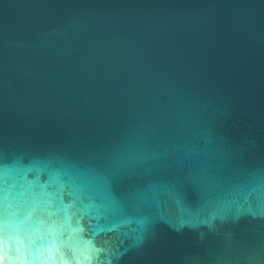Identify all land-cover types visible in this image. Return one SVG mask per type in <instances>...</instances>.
<instances>
[{
  "label": "water",
  "instance_id": "95a60500",
  "mask_svg": "<svg viewBox=\"0 0 264 264\" xmlns=\"http://www.w3.org/2000/svg\"><path fill=\"white\" fill-rule=\"evenodd\" d=\"M0 264H264V0H0Z\"/></svg>",
  "mask_w": 264,
  "mask_h": 264
}]
</instances>
